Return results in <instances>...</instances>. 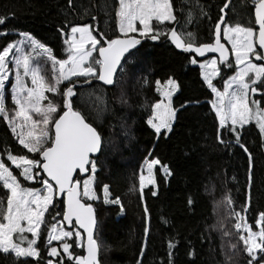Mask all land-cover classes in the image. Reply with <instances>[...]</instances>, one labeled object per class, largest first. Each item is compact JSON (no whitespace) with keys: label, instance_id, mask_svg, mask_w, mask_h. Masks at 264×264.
<instances>
[{"label":"snow or ice","instance_id":"6c2138e0","mask_svg":"<svg viewBox=\"0 0 264 264\" xmlns=\"http://www.w3.org/2000/svg\"><path fill=\"white\" fill-rule=\"evenodd\" d=\"M197 4L185 13L186 5L177 9L173 0H115L113 5L99 6V11L114 19L113 36L100 30L97 16L89 10L83 16L91 15L93 23L72 24L66 20L64 27L57 29L64 58H58L52 47L27 31H17L18 38L0 50V119L22 146L20 154L0 150V191L5 193L0 198V255L12 256L14 264H100V245L94 237L98 223L94 203L118 206L121 213L125 209L121 197L113 196L108 184L102 185V195L97 191V161L106 148V134L97 123L102 110L92 106L82 112L73 107V98L78 97V89L88 88L92 91L86 97L92 101L96 91L93 82H99L102 93L109 86H118L128 72L127 65L136 63L132 58L144 42L163 38L188 54L189 65L198 67L211 97L210 110L218 119V143L225 149L239 146L248 157L245 203L237 210L231 190L214 200L217 219L209 229L224 237L235 234L237 239L224 252L223 262L232 264L239 245L249 258L248 264H264V212L255 220L256 230L247 221L253 156L242 140L246 126L254 123L264 150V0H246L242 5L250 4L254 9L246 23L233 21L236 8L232 0H225L209 30L208 42L188 30L199 17L211 19ZM67 6L74 15H80L74 0H67ZM8 19L0 17V25ZM9 34L0 31V36ZM209 53L218 55L200 59ZM45 68L50 70V78ZM141 83L147 86L150 81L144 77ZM154 83L160 99L144 101L139 107L147 114L146 119L141 116L145 125L159 141L173 132L178 113L187 110L191 102L174 106L173 98L181 91L174 77ZM46 93L62 97V106ZM154 151L155 145L139 166L138 186L130 185L128 190L131 195L138 193L142 201L145 189L153 197L158 195V170L164 179L173 175L171 168L153 155ZM187 203L191 206L196 201L189 197ZM143 208L147 216L146 202ZM226 221H232L231 231ZM53 242H59V246ZM177 245L168 243V264H173L172 250ZM77 249L85 254L77 253ZM189 256L195 257L194 250Z\"/></svg>","mask_w":264,"mask_h":264},{"label":"trees","instance_id":"16d2710c","mask_svg":"<svg viewBox=\"0 0 264 264\" xmlns=\"http://www.w3.org/2000/svg\"><path fill=\"white\" fill-rule=\"evenodd\" d=\"M173 2L177 9L186 5L185 13L197 4V0ZM245 2L232 0L237 16L248 19L254 9L250 4L242 6ZM224 3L225 0H198L197 8L202 6L211 19L199 17L198 22L194 21L188 30L208 42L209 30L216 23ZM104 4L113 5L115 0H74L75 11L80 13L74 15L68 9L67 0H0V17H9L5 25H0V31L10 33L6 37L0 36V50L18 38L15 35L17 31H27L52 47L58 58H64L62 38L57 29L64 27L66 20L72 24L93 23L91 15L83 16L85 10L97 16L100 30L105 35L115 34L114 19L99 11V6ZM108 10L112 11L111 8ZM187 56L163 38L158 42L145 41L137 56L132 58L136 63L127 65L128 72L118 86L107 87L102 93L99 82H93L96 91L92 101L86 97L92 91L88 88L78 89V97L73 98V107L82 112L92 106L102 110L97 123L102 125L106 134V148L97 161V185L100 186L97 191L102 195V185L108 184L113 196L121 197L125 209L121 213L118 206L94 203L100 264H138V261L140 264H168L169 241L178 242L172 250L173 264H224V252L229 251L230 243H237L235 234L224 237L208 226L217 219L213 211L214 200L221 199L225 190H231L237 210L245 203L248 157L239 146L225 149L218 143V119L210 110L209 90L201 82L198 67L188 64ZM45 73L51 77L48 68H45ZM169 76L181 84V91L173 98L174 106L179 108L181 104L191 103H188L187 110L181 109L178 113V120L168 138L156 141L152 130L141 118L143 115L146 119L147 114L139 105L144 101L160 99L154 82H164ZM144 77L150 81L147 86L141 83ZM80 93L85 96L81 97ZM48 96L62 106V97L51 93ZM242 140L253 156L252 201L247 221L256 229L255 220L260 212H264V150L261 149V137L254 123L246 126ZM154 145L153 155L162 164L168 165L173 175L164 179L158 170V195L153 197L145 189L142 201L138 193L131 195L128 190L130 185L138 186L139 166ZM21 148L6 123L0 119V150L9 149L14 154H20ZM4 196L5 193L0 191V198ZM189 197L196 203L188 205ZM145 202L147 216L143 208ZM46 219H50L47 214ZM226 223L231 231L232 221ZM193 250L194 258L189 256ZM79 251L85 254L82 249ZM248 260L238 245L232 264H248ZM0 264H14L12 256L0 255Z\"/></svg>","mask_w":264,"mask_h":264},{"label":"rangeland","instance_id":"374dc122","mask_svg":"<svg viewBox=\"0 0 264 264\" xmlns=\"http://www.w3.org/2000/svg\"><path fill=\"white\" fill-rule=\"evenodd\" d=\"M240 16V15H239ZM239 16H237V15H235V16H233L232 17V19H233V21H237V20H239V22L240 21H244V22H241V23H246V21L248 20V19H244V18H240ZM226 42V41H225ZM227 43V42H226ZM229 45V44H228ZM229 47H230V45H229ZM210 58H212V57H209V58H206V59H210ZM161 83H163V82H161ZM218 87H219V85H217ZM222 90V89H221ZM46 95H48V93H46ZM45 104L47 103V101H45L44 102ZM11 107H12V105H11ZM34 118H38V117H34ZM254 230H256V229H254ZM28 236H29V238H31V234H27ZM53 244L55 245V246H59V242H53ZM77 251V253H80V251H79V249H77L76 250Z\"/></svg>","mask_w":264,"mask_h":264},{"label":"water","instance_id":"95a60500","mask_svg":"<svg viewBox=\"0 0 264 264\" xmlns=\"http://www.w3.org/2000/svg\"><path fill=\"white\" fill-rule=\"evenodd\" d=\"M222 43H225L226 44V47H228L229 50H231L230 47H229V45L225 42V40L223 38H222ZM217 55L218 54L209 53V54H206V57L200 58V59L203 60V59H206V58H209V57H214V56H217ZM109 87H111V86H109ZM94 237L96 238V231L94 232ZM99 255H100V248H99L98 258H99Z\"/></svg>","mask_w":264,"mask_h":264}]
</instances>
